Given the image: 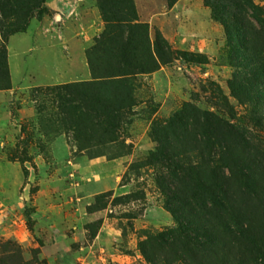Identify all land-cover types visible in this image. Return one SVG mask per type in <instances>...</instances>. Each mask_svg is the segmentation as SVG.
I'll return each instance as SVG.
<instances>
[{
  "label": "rangeland",
  "instance_id": "obj_1",
  "mask_svg": "<svg viewBox=\"0 0 264 264\" xmlns=\"http://www.w3.org/2000/svg\"><path fill=\"white\" fill-rule=\"evenodd\" d=\"M159 1L140 5L141 15ZM253 2L264 10V0ZM56 14L48 9L42 18L49 16L50 23L44 25L42 18H32L27 33L11 39L9 57L8 40L5 44L9 88H0V264H149L139 241L175 224L147 160L155 146L152 122L192 101L233 119L264 148V95L255 110L230 94L227 81L236 68L215 21L222 35L206 53L168 42L204 63L175 55L158 68L169 67L167 76L151 79L150 72L131 80L134 105L123 114L115 139L107 140L98 128L77 126L74 114L52 97L58 84L91 78L83 79L89 76L79 45L85 34L67 40ZM41 28L49 45L38 35ZM148 32L154 49V30L148 26Z\"/></svg>",
  "mask_w": 264,
  "mask_h": 264
},
{
  "label": "trees",
  "instance_id": "obj_2",
  "mask_svg": "<svg viewBox=\"0 0 264 264\" xmlns=\"http://www.w3.org/2000/svg\"><path fill=\"white\" fill-rule=\"evenodd\" d=\"M202 1L223 27L236 68L227 81L230 94L257 110L264 95V10L253 0ZM45 2L0 0V88H9V36L26 31L32 18L41 19L48 11ZM95 2L103 29L85 48L91 78L58 84L52 97L74 114L77 126L98 128L111 141L134 105L131 80L175 55L192 63L205 59L173 50L156 29L152 49L148 24L138 21L133 0ZM150 136L155 146L147 160L175 224L139 241L144 259L149 264H264V148L233 119L192 101L153 121Z\"/></svg>",
  "mask_w": 264,
  "mask_h": 264
},
{
  "label": "crops",
  "instance_id": "obj_3",
  "mask_svg": "<svg viewBox=\"0 0 264 264\" xmlns=\"http://www.w3.org/2000/svg\"><path fill=\"white\" fill-rule=\"evenodd\" d=\"M133 1L138 20L140 22H146L149 26V31L151 29L159 30L170 44L180 48H187L191 51H203L206 53L208 52L209 46L215 41V36L218 37L222 35L219 24L210 18V10L208 7L204 6L201 0H177L170 7L167 6L166 0H160L158 4L150 6L145 16L141 15L139 6H142L143 3L152 4L154 0H139V3L137 0ZM47 7L50 11L57 12L55 19H58V23H56V25L59 29L65 28L66 31L64 33L68 35L67 40L76 38L77 41V35L80 33L79 31L85 34L83 38H81L80 44H78L80 45V51L83 57L84 69L89 75L83 79H88L90 77V72L85 58V42L94 35H97L103 28V21L100 17L95 0H48ZM41 21L43 25L50 23L49 16L42 18ZM27 31L28 28L24 32L9 36L7 44L8 57L11 39L15 35L27 33ZM64 33L62 38H65ZM38 35L45 39L43 44L49 45L48 34L44 32L42 28L41 31L38 32ZM64 46L67 47L65 44ZM32 48L33 46L29 49ZM168 70L169 67H161L148 76H151V79L167 76ZM73 79L80 78L75 77ZM61 82L64 81H59L58 83ZM71 264H77V262L73 261Z\"/></svg>",
  "mask_w": 264,
  "mask_h": 264
}]
</instances>
